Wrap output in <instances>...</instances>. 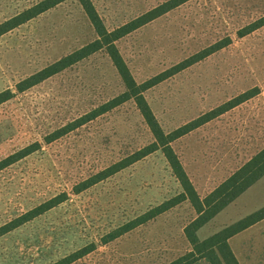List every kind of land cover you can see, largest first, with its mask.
I'll return each mask as SVG.
<instances>
[{"label":"rangeland","instance_id":"374dc122","mask_svg":"<svg viewBox=\"0 0 264 264\" xmlns=\"http://www.w3.org/2000/svg\"><path fill=\"white\" fill-rule=\"evenodd\" d=\"M40 0H0V23ZM108 31L166 0H90ZM264 0H188L114 44L140 84L229 37L231 42L143 91L164 133L239 94L258 93L171 142L199 197L264 147ZM97 38L77 0H65L0 35V160L34 143L0 170V227L41 203L66 199L0 236V264H169L190 250L182 201L109 240L110 233L182 189L160 150L79 191L99 171L153 142L132 99L59 138L53 131L125 91L104 49L23 91L18 81ZM49 139V140H48ZM264 206V176L198 231L205 239ZM243 264H264V218L229 240ZM195 264H209L201 259Z\"/></svg>","mask_w":264,"mask_h":264},{"label":"trees","instance_id":"16d2710c","mask_svg":"<svg viewBox=\"0 0 264 264\" xmlns=\"http://www.w3.org/2000/svg\"><path fill=\"white\" fill-rule=\"evenodd\" d=\"M63 1L65 0L38 1L34 5L24 9L22 12L0 23V35L47 11L48 9L55 7ZM77 1L86 15L89 23L91 24L94 32L96 33L97 38L18 81L15 85L16 90H26L91 55L92 53L104 49L110 58L112 65L116 69L120 79L122 80L125 91L99 105L98 107L90 110L86 114L56 129L50 135H48V138H51L50 140L59 138L60 136H63L64 134L81 126L82 124L109 111L117 105L132 99L143 121L153 136V142L136 150L124 159L113 163L112 165L83 181V183L80 184L81 188L77 189L76 192H79L111 176L112 174L122 170L126 166L136 162L146 155L156 150H160L167 161L173 176L179 183L182 192L176 197L162 202L156 207L149 209L145 213L118 227L110 233L109 240H113L114 238H117L118 236L132 230L133 228L147 222L148 220H151L152 218L182 201H188L195 212V217L183 228V235L190 246V250L169 264H195L201 259L207 260L209 264H238L235 256L230 250L227 240L231 236L263 219L264 206L242 217L231 225L223 227L221 230L205 239H199L197 231L264 176V147L256 152L250 159L243 163L229 176H227L203 198H201L194 189L191 181L182 167L178 156L175 154L170 144L177 138L184 136L185 134L223 114L229 109L255 96L258 93V88L254 87L239 94L238 96L226 101L225 103L206 113H203L199 117L185 123L184 125L174 129L169 133H164L162 131L142 94L143 91L163 81L170 75L183 70L187 66L227 46L231 42V39L226 37L225 39L220 40L213 45L199 51L188 59L174 65L169 70L159 73L158 75H155L140 84H136L114 43L135 29L145 25L155 18L160 17L161 15L180 6L188 0H166L156 7L114 28L111 31H108L105 28L101 18L97 14L90 0ZM262 25H264V16L240 29L237 35L238 37H243ZM11 96L12 93L9 89L1 91L0 104L7 101ZM36 146H38L37 143L28 145L0 160V170L32 153L37 148ZM65 199V194L58 195L14 218L10 222L0 227V236L53 208L57 204L63 202ZM90 251V247H83L52 264H69L74 260L83 257Z\"/></svg>","mask_w":264,"mask_h":264},{"label":"crops","instance_id":"0c3cea01","mask_svg":"<svg viewBox=\"0 0 264 264\" xmlns=\"http://www.w3.org/2000/svg\"><path fill=\"white\" fill-rule=\"evenodd\" d=\"M254 224H255V223H254ZM238 233H239V232H238ZM238 233H237V234H238ZM235 235H236V234H235ZM235 235H233V236H235ZM233 236H231L230 238H228V240H227L228 245H229L230 250L232 251L233 255L235 256V258H236L238 264H243L242 261L240 260L239 256L235 253V251L233 250V248H232V247L230 246V244H229V240H231V238H232Z\"/></svg>","mask_w":264,"mask_h":264}]
</instances>
